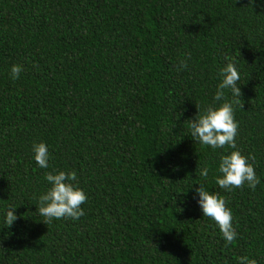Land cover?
Segmentation results:
<instances>
[{
    "label": "trees",
    "instance_id": "16d2710c",
    "mask_svg": "<svg viewBox=\"0 0 264 264\" xmlns=\"http://www.w3.org/2000/svg\"><path fill=\"white\" fill-rule=\"evenodd\" d=\"M228 59L240 75L236 147L260 178L254 189L217 185L220 155L232 149L189 134ZM13 63L23 65L17 79ZM41 140L47 169L31 151ZM52 168L76 171L87 193L78 219L38 215ZM199 184L224 196L233 242L202 215ZM240 256L264 264V0H0V264Z\"/></svg>",
    "mask_w": 264,
    "mask_h": 264
},
{
    "label": "clouds",
    "instance_id": "9594fccd",
    "mask_svg": "<svg viewBox=\"0 0 264 264\" xmlns=\"http://www.w3.org/2000/svg\"><path fill=\"white\" fill-rule=\"evenodd\" d=\"M181 68L187 67V61L182 60ZM23 71V65L13 63L10 66V76L17 79ZM220 80L213 93L212 102L202 110L198 109L194 118L190 120L189 134L193 140L201 145L210 146L213 149L224 148L227 145L231 151H225L220 155L218 172L215 182L221 188L231 191L233 187H239L247 183L249 188H255L260 183V178L255 172L249 157L245 156L236 147V135L238 121L234 115V104L239 102L241 89L237 81L240 79L239 71L234 62L228 59L227 63L219 69ZM226 90L231 93V98L226 95ZM33 159L40 168H49L51 153L46 142L34 141L31 146ZM208 167L202 166L199 175L207 177ZM44 179L48 183L45 191L37 197L36 211L44 218V222H50L53 218L71 217L78 219L84 215L81 205L87 199V193L79 186L75 170H63L52 168L45 172ZM193 198L200 206L202 215L212 218L226 243L235 240L238 233L233 225V214L227 206L224 196L218 192L206 189L199 184L194 189ZM16 206L9 205L4 209V223L11 226L18 218L14 211ZM239 264H257L254 258L240 256Z\"/></svg>",
    "mask_w": 264,
    "mask_h": 264
}]
</instances>
